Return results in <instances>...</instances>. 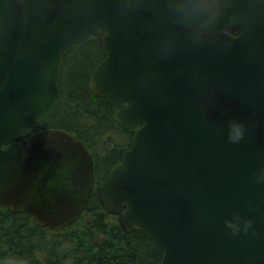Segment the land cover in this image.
Here are the masks:
<instances>
[{
    "label": "water",
    "instance_id": "water-1",
    "mask_svg": "<svg viewBox=\"0 0 264 264\" xmlns=\"http://www.w3.org/2000/svg\"><path fill=\"white\" fill-rule=\"evenodd\" d=\"M97 35L88 90L131 134L103 209L148 232L160 264H264V0H0V209L59 231L86 206L93 157L37 129L61 52Z\"/></svg>",
    "mask_w": 264,
    "mask_h": 264
},
{
    "label": "trees",
    "instance_id": "trees-1",
    "mask_svg": "<svg viewBox=\"0 0 264 264\" xmlns=\"http://www.w3.org/2000/svg\"><path fill=\"white\" fill-rule=\"evenodd\" d=\"M102 35L61 52L60 100L38 130L59 129L81 140L93 157V190L80 215L59 231L37 226L27 214L0 209V264H160L163 250L142 230L124 231L101 206L96 188L130 147L131 134L112 107L88 90L91 71L105 57Z\"/></svg>",
    "mask_w": 264,
    "mask_h": 264
},
{
    "label": "clouds",
    "instance_id": "clouds-1",
    "mask_svg": "<svg viewBox=\"0 0 264 264\" xmlns=\"http://www.w3.org/2000/svg\"><path fill=\"white\" fill-rule=\"evenodd\" d=\"M228 227L231 229L232 234H238L241 230L240 217L237 216L235 221H227ZM252 226V221L250 219L243 222V230L245 232Z\"/></svg>",
    "mask_w": 264,
    "mask_h": 264
},
{
    "label": "flooded vegetation",
    "instance_id": "flooded-vegetation-1",
    "mask_svg": "<svg viewBox=\"0 0 264 264\" xmlns=\"http://www.w3.org/2000/svg\"><path fill=\"white\" fill-rule=\"evenodd\" d=\"M228 34L230 36H232L233 38H237V36L239 35V32L235 29H230V30H227Z\"/></svg>",
    "mask_w": 264,
    "mask_h": 264
}]
</instances>
